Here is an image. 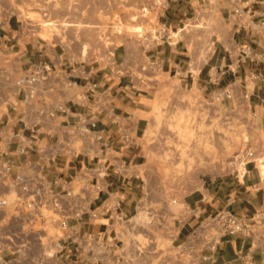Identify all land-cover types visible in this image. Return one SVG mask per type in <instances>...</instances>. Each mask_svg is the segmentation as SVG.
Masks as SVG:
<instances>
[{
	"label": "crops",
	"instance_id": "obj_1",
	"mask_svg": "<svg viewBox=\"0 0 264 264\" xmlns=\"http://www.w3.org/2000/svg\"><path fill=\"white\" fill-rule=\"evenodd\" d=\"M13 15L8 1L0 0V166L11 162L9 178L40 175L52 192L78 189L76 179L86 183L80 187L88 196L85 210L67 219L77 241L58 252L59 263L124 264L130 254L123 251L118 229L138 214L143 138L159 79L176 77L180 85H199L210 95L231 90L225 105H247L263 134L257 154L264 157V0H164L157 24L169 37L153 40L147 32L144 39L127 40L103 56L84 54L78 43L27 32ZM200 18L208 40L191 53L188 44L197 31L187 24ZM43 66L46 76L29 95L15 78ZM0 195L13 196L9 179L0 183ZM180 205L176 215L158 207L156 218L161 239L164 218H171L179 257L195 258L190 264H264L261 225H254L252 235L226 234L212 248L192 239L220 210L248 217L264 210V168L257 162L246 163L242 175L232 171L201 179ZM158 239L152 241L157 261L164 257ZM2 256L6 264H29L21 253L4 249Z\"/></svg>",
	"mask_w": 264,
	"mask_h": 264
},
{
	"label": "rangeland",
	"instance_id": "obj_2",
	"mask_svg": "<svg viewBox=\"0 0 264 264\" xmlns=\"http://www.w3.org/2000/svg\"><path fill=\"white\" fill-rule=\"evenodd\" d=\"M7 1L9 11L23 23L27 32H36L52 42L78 43L84 54L92 51L95 56L106 55L127 40L144 39L147 32L154 37L159 27L157 15L164 3V0ZM204 26L202 18L187 24L197 31L188 44L191 53L208 40ZM5 68L12 70L7 63ZM222 90L210 95L199 85L188 88L180 85L176 77L159 79L151 126L143 138L146 156L141 168L143 180L138 214L128 225L118 229L120 235H124V253H130L126 254L124 264L192 263L193 257H179L180 247L173 246L169 227V215H176L183 194L207 176L235 169L242 171L236 158L246 149L254 151L258 165L264 161V157L257 154L263 149V134L256 128L250 110L243 101L226 106L225 99H230L232 93L230 90V98L221 97ZM80 149L85 147L80 146ZM144 172L147 173L145 179ZM158 207L170 210L164 218L163 239L156 227ZM46 231L60 235L51 226ZM157 238L164 250L163 260L158 261L155 258L157 245L152 242Z\"/></svg>",
	"mask_w": 264,
	"mask_h": 264
},
{
	"label": "built area",
	"instance_id": "obj_3",
	"mask_svg": "<svg viewBox=\"0 0 264 264\" xmlns=\"http://www.w3.org/2000/svg\"><path fill=\"white\" fill-rule=\"evenodd\" d=\"M158 26L152 39L169 37L166 28L163 25ZM42 70L33 69L23 73L17 84L27 86L28 94L31 95L32 85L46 76V67L43 66ZM219 95L230 97L231 93L222 90ZM236 161L242 168V171L235 169L237 175H242L246 163H258L254 151L250 148L238 154ZM260 164V169H263L264 161H260ZM11 166L9 161L0 166V183L4 184V180L9 179L13 187V196L0 195V264L7 263L2 256L4 249L21 253L24 259H29V264H62L58 262V252L77 241L76 232L69 226L67 219L78 218L85 210L83 202L88 196H84L80 191L86 183L76 179L74 184L79 186L78 189L63 193L52 192L44 185L40 175L9 178ZM42 207L48 212L43 213ZM91 215L95 216V213L92 212ZM254 225L264 228V210L249 217L220 210L202 222L192 239L198 237L202 239L200 247L212 248L226 234L252 235L256 231ZM50 226L59 229L60 235L48 234L46 229ZM187 246L189 243L184 244L181 249Z\"/></svg>",
	"mask_w": 264,
	"mask_h": 264
}]
</instances>
